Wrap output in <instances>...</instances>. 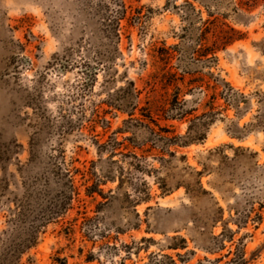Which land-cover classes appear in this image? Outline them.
Segmentation results:
<instances>
[{"label": "rangeland", "instance_id": "1", "mask_svg": "<svg viewBox=\"0 0 264 264\" xmlns=\"http://www.w3.org/2000/svg\"><path fill=\"white\" fill-rule=\"evenodd\" d=\"M39 223L18 264H264V0H0V263Z\"/></svg>", "mask_w": 264, "mask_h": 264}, {"label": "trees", "instance_id": "2", "mask_svg": "<svg viewBox=\"0 0 264 264\" xmlns=\"http://www.w3.org/2000/svg\"><path fill=\"white\" fill-rule=\"evenodd\" d=\"M123 7L126 10L124 3ZM19 219L24 222V218H22L21 215ZM42 224L43 223H39L26 229L24 228L23 235L21 233L19 242L15 243L13 241L11 243L8 248L9 251L0 264H18L22 255L38 244L39 234L41 233L43 227Z\"/></svg>", "mask_w": 264, "mask_h": 264}]
</instances>
